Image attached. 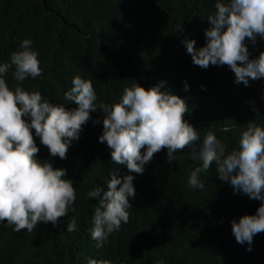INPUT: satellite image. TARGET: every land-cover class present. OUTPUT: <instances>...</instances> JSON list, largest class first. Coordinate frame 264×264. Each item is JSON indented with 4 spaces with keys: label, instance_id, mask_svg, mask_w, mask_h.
<instances>
[{
    "label": "trees",
    "instance_id": "1",
    "mask_svg": "<svg viewBox=\"0 0 264 264\" xmlns=\"http://www.w3.org/2000/svg\"><path fill=\"white\" fill-rule=\"evenodd\" d=\"M215 0H0V62L19 50L23 39L32 40L38 52L42 75L22 82L26 90H38L49 103L64 104L63 93L75 75L91 79L98 101L115 103L124 87L135 81L147 90L163 81L167 91L185 101L183 119L200 137L192 145L166 159V150L154 153L142 174L115 165L110 149L97 142L102 119L97 110L81 126L66 158L49 157L46 146L33 137L39 151L36 158L63 168L65 179L73 181L76 199L73 211L51 223H38L32 232L0 221V264H88L89 259L110 264H264V232L251 243L238 244L229 221L253 215L257 200L234 194L227 182L216 176L214 166L200 174L203 189H190L187 177L199 166L191 152L199 148L204 135L213 131L226 151L238 147L241 129L256 120L264 125V78L249 80L248 86L234 83L227 65L206 69L191 62L182 44L205 43L207 17ZM180 24L181 30L176 31ZM247 44V38H245ZM250 59L264 52V42L247 44ZM13 69L5 76L9 88L16 86ZM188 91H183V85ZM253 109L256 111L254 112ZM228 128L230 131H222ZM143 153V149L140 150ZM118 175H133L134 197L128 222L112 233L101 248L90 238L93 209L99 198L87 192ZM75 217L77 229L65 230Z\"/></svg>",
    "mask_w": 264,
    "mask_h": 264
},
{
    "label": "clouds",
    "instance_id": "2",
    "mask_svg": "<svg viewBox=\"0 0 264 264\" xmlns=\"http://www.w3.org/2000/svg\"><path fill=\"white\" fill-rule=\"evenodd\" d=\"M207 21L209 27L204 30L202 47H195L194 40L182 41L191 62L201 69L227 65L234 74L233 82L245 87L249 80L264 78V52L250 59L247 47L254 46L257 37L264 42V0H215L214 12ZM175 30H181L180 24ZM32 44V40L23 39L19 50L11 52L7 62H0V221L13 225V231L32 232L38 223L55 227L57 218L73 211L76 199L73 181L64 178L65 170L36 158L39 149L34 136L46 146L49 157L63 160L90 113L100 110L102 119L92 121L102 124L97 142L110 149L115 165H124L135 174H142L144 165L162 148L166 150V159L172 161L176 159L174 153L200 139L197 130L183 119L188 111L185 101L160 91L163 81L147 90L133 81L130 87L122 89L117 102L108 104L98 101L91 79L75 75L70 89L63 93V100L75 104V108L49 103L38 90L24 89L22 82L42 75L39 54ZM9 69H13L12 79L17 82L11 89L5 79ZM182 90L188 91L186 83ZM190 158L198 161L199 166L190 170L188 188L203 189L200 174L214 166L217 178L227 182L234 194L260 202L255 214L229 221L235 241L251 251L253 237L264 232V125L256 120L245 125L238 147L230 151H226L213 131H208L199 148H193ZM118 171H109L106 190L98 185L86 194L99 198L89 229L96 248L106 244L108 237L128 222L135 192L134 176L121 177ZM76 229L73 217L65 230L71 233ZM88 264L110 261L89 259Z\"/></svg>",
    "mask_w": 264,
    "mask_h": 264
}]
</instances>
